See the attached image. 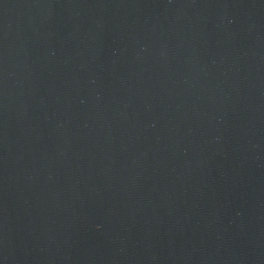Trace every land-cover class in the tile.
I'll return each mask as SVG.
<instances>
[{"label": "water", "instance_id": "1", "mask_svg": "<svg viewBox=\"0 0 264 264\" xmlns=\"http://www.w3.org/2000/svg\"><path fill=\"white\" fill-rule=\"evenodd\" d=\"M0 264H264V0H0Z\"/></svg>", "mask_w": 264, "mask_h": 264}]
</instances>
